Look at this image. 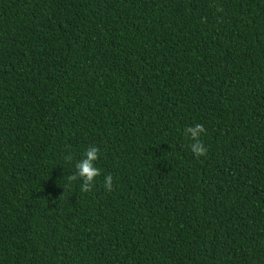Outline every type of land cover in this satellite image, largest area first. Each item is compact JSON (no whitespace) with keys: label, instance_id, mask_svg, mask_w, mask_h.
I'll return each mask as SVG.
<instances>
[{"label":"trees","instance_id":"trees-1","mask_svg":"<svg viewBox=\"0 0 264 264\" xmlns=\"http://www.w3.org/2000/svg\"><path fill=\"white\" fill-rule=\"evenodd\" d=\"M0 264H264V0H0Z\"/></svg>","mask_w":264,"mask_h":264},{"label":"clouds","instance_id":"clouds-1","mask_svg":"<svg viewBox=\"0 0 264 264\" xmlns=\"http://www.w3.org/2000/svg\"><path fill=\"white\" fill-rule=\"evenodd\" d=\"M205 129L200 124H195L184 129L185 137L192 142L190 144V151L194 157L199 158L206 154V149L200 142L199 137L203 135ZM99 150L95 146H90L83 151L80 159L74 162V172L67 177L68 181L79 180L80 190L84 193L88 192L95 182V178L100 175V170L95 166V161L98 159ZM113 178L110 174L104 176L103 187L105 191L112 190Z\"/></svg>","mask_w":264,"mask_h":264}]
</instances>
